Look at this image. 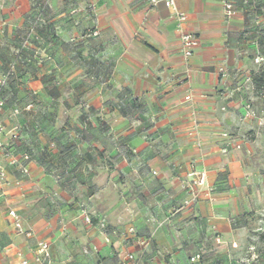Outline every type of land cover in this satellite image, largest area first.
<instances>
[{
    "label": "crops",
    "instance_id": "0c3cea01",
    "mask_svg": "<svg viewBox=\"0 0 264 264\" xmlns=\"http://www.w3.org/2000/svg\"><path fill=\"white\" fill-rule=\"evenodd\" d=\"M88 2L87 13L67 17L64 0H0V75L13 68L1 139L18 135L9 148L16 163L0 153L8 182L0 264H18L16 252L35 264L40 240L50 244L51 264H119L125 253L137 264H190L208 245L234 249L248 143L232 87L245 66L227 40L242 30V15L226 17L221 0H174L199 40L185 62L162 4ZM191 171L213 191L194 188L198 200L185 205ZM81 204L118 234L106 241L96 220L83 221ZM9 210L28 236L15 231Z\"/></svg>",
    "mask_w": 264,
    "mask_h": 264
},
{
    "label": "rangeland",
    "instance_id": "374dc122",
    "mask_svg": "<svg viewBox=\"0 0 264 264\" xmlns=\"http://www.w3.org/2000/svg\"><path fill=\"white\" fill-rule=\"evenodd\" d=\"M74 1L64 0L63 11L67 17H71L72 9L82 8L87 13L88 0H80L78 6ZM229 1L235 14L242 15L244 21L242 30L230 35L227 44H231L245 66L233 75L232 87L239 100L238 127L248 143L247 149H243L246 181L236 199V215L231 220L237 248L213 249L208 245L204 248L203 264H242L246 260L250 264H264V243L259 238L264 234V93H256L251 84V73L264 69V0ZM39 15H42L40 9ZM34 23L38 30L41 23L38 20V24L36 20ZM218 77L220 82L222 78Z\"/></svg>",
    "mask_w": 264,
    "mask_h": 264
},
{
    "label": "built area",
    "instance_id": "2783aa9c",
    "mask_svg": "<svg viewBox=\"0 0 264 264\" xmlns=\"http://www.w3.org/2000/svg\"><path fill=\"white\" fill-rule=\"evenodd\" d=\"M47 1V0H46ZM148 4L151 7H155L158 4H162L166 9L169 10L170 15L176 20V31L179 36V42H180V50L182 54L183 61H187L193 54L194 49L199 45V40L196 36L189 33L185 28V23L187 21V16L184 13L179 12L175 7L174 0H147ZM221 4L223 7V11L226 17L230 18L235 15V10L233 9L232 3H230L229 0H221ZM90 10L93 12V6H90ZM93 14V13H92ZM94 16V14H93ZM36 24L34 23L32 25V30L34 31ZM92 36L96 35V31L91 32ZM29 41V36H27L26 40L24 41V45L27 44ZM13 68L11 67L7 72L0 75V113L2 112L3 108L5 107V100L3 98V92L7 86V83L13 74ZM190 96H187L186 99H189ZM13 115H16L19 113L18 109H14L12 111ZM4 128L2 124L0 123V153L4 154L6 157L10 158V163L14 164L16 161L14 158H11L9 153V148L12 143L18 140V135L16 132H13L10 136V139L8 142H5L1 139V136L4 135ZM24 160L28 159V156L23 157ZM21 173L26 176L28 175V169L25 166H20ZM189 176L191 177L190 180V189H191V197L189 200H187L184 204L190 205L195 203L198 200V192L194 190V188H203L207 194L212 193L213 188L209 186L205 179L204 175L202 173H197L194 171H191L189 173ZM8 184L6 173L4 168L0 164V194L1 190L4 186ZM81 209V216L83 221L91 226L92 220H96V227L97 229L104 234L106 241L107 237L109 235H117L118 232L113 229L109 228L105 219L100 218L93 213H90L84 205H80ZM8 218L13 225L15 231L19 234H25L29 235L28 233L24 232L21 226L20 218L16 214L14 210H9L7 212ZM128 233L133 234L134 230L129 229ZM152 236H149L146 240H143L140 242V245L144 250L150 245ZM215 243L219 244L220 241L218 238H215ZM232 248H237L236 244H231ZM16 257L19 260L18 264H29L28 260H26L21 252H16ZM202 253H196L193 256L189 258L190 264H202ZM33 261L35 264H51V255H50V244L49 242L45 240H40L36 243V246L33 250ZM119 264H137L135 257L130 253H125L123 256L120 257ZM168 264H175L173 262H170ZM242 264H250L249 261L246 260L245 263Z\"/></svg>",
    "mask_w": 264,
    "mask_h": 264
},
{
    "label": "trees",
    "instance_id": "16d2710c",
    "mask_svg": "<svg viewBox=\"0 0 264 264\" xmlns=\"http://www.w3.org/2000/svg\"><path fill=\"white\" fill-rule=\"evenodd\" d=\"M251 84L256 93H264V69L251 73ZM259 238L264 243V234H261Z\"/></svg>",
    "mask_w": 264,
    "mask_h": 264
}]
</instances>
